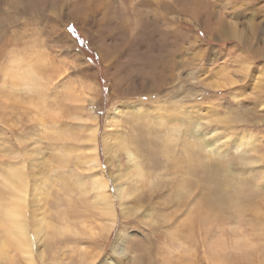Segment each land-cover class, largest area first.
<instances>
[{
	"label": "rangeland",
	"instance_id": "1",
	"mask_svg": "<svg viewBox=\"0 0 264 264\" xmlns=\"http://www.w3.org/2000/svg\"><path fill=\"white\" fill-rule=\"evenodd\" d=\"M29 60L33 88L23 78ZM116 106H125L118 124L108 119ZM175 111L220 156L184 131L168 139L158 114ZM81 112L96 120L83 123ZM106 130L132 139L146 170L124 204L110 174L125 154L105 157ZM243 135L252 142L237 149ZM34 146L41 158L53 154L61 175L49 218L70 226L50 236L43 261L33 251L34 264H135L140 255L149 264H264V0H0V189L4 167L30 169ZM98 170L112 226L94 206ZM5 262L29 264L12 248Z\"/></svg>",
	"mask_w": 264,
	"mask_h": 264
},
{
	"label": "bare ground",
	"instance_id": "2",
	"mask_svg": "<svg viewBox=\"0 0 264 264\" xmlns=\"http://www.w3.org/2000/svg\"><path fill=\"white\" fill-rule=\"evenodd\" d=\"M153 23L155 24V22ZM156 28H149V30L151 32L153 31L154 33V30H156ZM149 30L146 29L145 31L150 32ZM140 37H142V35L139 36L138 39ZM33 62L36 61L29 60L28 63L26 62L27 64L23 62L26 64L25 71L27 74L23 76V78L26 80V82L29 83L28 85L32 88L34 87L36 81V77L33 74V69L35 67V63ZM14 72L16 73L18 71ZM124 107L125 106L113 107L108 118L109 121L114 124H118L120 121L119 115L125 112ZM45 108L46 107H44L43 110H45ZM39 114H41V112H39ZM78 118H80L83 123L86 121L94 122L96 120L95 117L86 112L85 114L81 112L80 117ZM187 118L182 114H178V111H175V113L173 114V118L172 116L167 118L164 112H161L158 114V123L161 122L165 124L164 134L168 139L171 136H179L180 132L184 131L188 138H190V143L193 147L204 149L209 156H220L219 151L215 150V142H206L204 137L198 133L195 121L193 119ZM213 118L216 121L221 120L224 122L223 118ZM38 120L40 124H43L44 121L41 116H39ZM225 122H227V120H225ZM95 134L96 127L91 126L87 135L88 140H90L91 142H95ZM251 140V137L249 138L244 135L241 136L237 142V149H242L243 144H249V142H252ZM102 147L103 153L105 157L108 158L109 162H115L116 160H118V154L120 156L121 151H123V153L125 154V166H118V172L110 174V176L114 180V190L116 198L120 202V204H124V201L130 198L134 191H136L137 187L143 184V180L146 178V170H144V167L141 164L139 153L135 148V145L132 143V139H129L128 136H116L115 133L108 132V130H106L104 131V133H102ZM32 150L33 151L28 155L31 164L29 170L25 169V167L23 166L24 164H22L21 166L9 164L4 167V171L2 173L3 182L0 189V216L3 219L2 221L6 224L5 228L7 229L9 236H7L6 239L0 238V264H7L6 262L4 263V261L7 259V257H9L10 248L26 257L29 264H34L33 251H36L40 260L43 261L45 258V254L47 253L46 251L50 249V236H59L61 234L63 235L64 232L69 231L70 226L68 223L61 225L59 223H55L49 218V209L47 206L48 204L46 205V201L48 200V197L50 195L51 188L59 184L61 180L59 179L61 178V175H57L58 177H53L52 174L54 167L57 165V163L54 164L52 160L53 154L51 157L48 156L49 158L47 157L46 159L44 157L41 158V156L39 155L40 150L37 146H34ZM90 151L96 152V145ZM85 158L87 165L92 164V166L94 165L95 167L99 166L97 155L87 154L85 155ZM115 169L116 168L114 166V171ZM131 179L132 181H134L133 179H136V182L133 183L131 181L133 184L128 185V181ZM91 181L95 190L93 195L95 209L97 208L98 210L103 212V214L101 215H104V217L107 218V225L112 226L115 220V210L111 201V196H109L110 194H108L107 192V177L103 173V171L98 170L92 177ZM130 207L131 206H125L121 208L125 212H129L130 209H134ZM149 213L150 212L146 211L144 214ZM62 222H64V218ZM142 254L144 255V253ZM145 259L146 258L144 256L140 255L136 258L135 264H149Z\"/></svg>",
	"mask_w": 264,
	"mask_h": 264
},
{
	"label": "snow or ice",
	"instance_id": "3",
	"mask_svg": "<svg viewBox=\"0 0 264 264\" xmlns=\"http://www.w3.org/2000/svg\"><path fill=\"white\" fill-rule=\"evenodd\" d=\"M206 133H202V135H205ZM119 235V234H118ZM113 250L116 252H119L120 250L118 248H116L115 246V240H114V244H113Z\"/></svg>",
	"mask_w": 264,
	"mask_h": 264
}]
</instances>
